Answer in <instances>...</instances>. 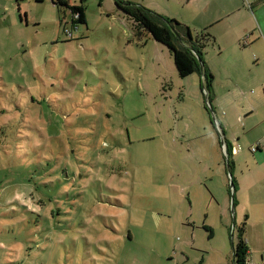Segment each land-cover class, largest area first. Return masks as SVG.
<instances>
[{"label":"rangeland","instance_id":"1","mask_svg":"<svg viewBox=\"0 0 264 264\" xmlns=\"http://www.w3.org/2000/svg\"><path fill=\"white\" fill-rule=\"evenodd\" d=\"M128 1L193 25L205 0ZM69 2L85 22L0 0V264L216 263L235 208L198 73L115 0Z\"/></svg>","mask_w":264,"mask_h":264},{"label":"crops","instance_id":"2","mask_svg":"<svg viewBox=\"0 0 264 264\" xmlns=\"http://www.w3.org/2000/svg\"><path fill=\"white\" fill-rule=\"evenodd\" d=\"M197 4L193 25L185 22L196 28L191 29L193 34L208 28L214 37L203 49L205 72L212 76L210 87L208 92L201 89L219 126H215V138L210 134L212 146L224 152L221 134L229 147V155L226 150L224 154L235 182L234 204L230 194L235 208L230 241L228 244L224 238L223 257L214 264H234L232 230L244 220L245 264H264V0H223L211 6L205 0ZM198 75L202 84L203 73ZM225 176L228 179L226 172ZM226 221L223 212V229Z\"/></svg>","mask_w":264,"mask_h":264},{"label":"trees","instance_id":"3","mask_svg":"<svg viewBox=\"0 0 264 264\" xmlns=\"http://www.w3.org/2000/svg\"><path fill=\"white\" fill-rule=\"evenodd\" d=\"M43 1V0H36ZM56 6H64L71 11L72 22H85L84 9L81 5L72 4L69 0H52ZM115 5L127 16L132 22L135 33L141 36L147 32L158 43L167 47L172 56L174 66L180 77H186L192 73H203L202 88L208 92L211 82V75L206 73L205 63L203 61V49L214 37L208 28H202L193 34L189 26L174 18L164 19L158 14L144 8L140 4L130 2L128 0H115ZM208 98V96H206ZM206 103L210 104V100ZM210 111V110H209ZM214 123V122H213ZM212 123V124H213ZM226 145V153L229 155V147ZM226 164L229 167V162ZM234 179L231 176L229 181V190L234 193ZM232 194V193H230ZM234 204V198H232ZM245 220L237 226V239L232 244L234 264H245L248 246L243 237Z\"/></svg>","mask_w":264,"mask_h":264},{"label":"water","instance_id":"4","mask_svg":"<svg viewBox=\"0 0 264 264\" xmlns=\"http://www.w3.org/2000/svg\"><path fill=\"white\" fill-rule=\"evenodd\" d=\"M208 107H209V109L211 108V106H210L209 103H208ZM210 111L212 112L211 109H210ZM214 125L216 126V128H219V126H218L217 121L215 120V118H214ZM220 141H221V143H222V145H223L224 152H225V150H226V145H225L224 138H223V136H222L221 134H220ZM227 174H228L229 181H230V183H231V172H230V170H229V167L227 168Z\"/></svg>","mask_w":264,"mask_h":264},{"label":"built area","instance_id":"5","mask_svg":"<svg viewBox=\"0 0 264 264\" xmlns=\"http://www.w3.org/2000/svg\"><path fill=\"white\" fill-rule=\"evenodd\" d=\"M252 150H255V147H251ZM248 264H251V263H248Z\"/></svg>","mask_w":264,"mask_h":264}]
</instances>
